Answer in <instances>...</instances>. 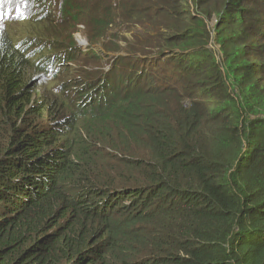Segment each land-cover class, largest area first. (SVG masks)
Wrapping results in <instances>:
<instances>
[{
  "label": "trees",
  "instance_id": "16d2710c",
  "mask_svg": "<svg viewBox=\"0 0 264 264\" xmlns=\"http://www.w3.org/2000/svg\"><path fill=\"white\" fill-rule=\"evenodd\" d=\"M0 264H264V0H0Z\"/></svg>",
  "mask_w": 264,
  "mask_h": 264
},
{
  "label": "rangeland",
  "instance_id": "374dc122",
  "mask_svg": "<svg viewBox=\"0 0 264 264\" xmlns=\"http://www.w3.org/2000/svg\"><path fill=\"white\" fill-rule=\"evenodd\" d=\"M214 19L215 16L212 15L210 19L206 20L207 22V28L209 30V34H210V38L208 41V47L213 51L214 55L216 56V59L218 60V62H222V57L220 55V48L219 45L215 42V32H214ZM77 28L79 29V31L74 33V37L75 40L77 42V44L80 45V48L82 49V51L86 50V47L88 46V40L87 37L84 36L83 31L86 30V26L84 23H82L81 25H77ZM122 35L129 37L130 36V32L127 33H122ZM116 43L120 46H124V41L122 39H118L116 40ZM100 49L102 51L101 53V57H102V67L104 68V66L107 64V62H111L114 61L118 56L125 54L124 51L116 49L114 51L112 50H105L103 48V45L100 44ZM82 66H84V63L82 64ZM110 67V65L106 66L105 69L107 70Z\"/></svg>",
  "mask_w": 264,
  "mask_h": 264
},
{
  "label": "clouds",
  "instance_id": "9594fccd",
  "mask_svg": "<svg viewBox=\"0 0 264 264\" xmlns=\"http://www.w3.org/2000/svg\"><path fill=\"white\" fill-rule=\"evenodd\" d=\"M214 22L216 23V19H214ZM79 45V44H78ZM80 46V45H79Z\"/></svg>",
  "mask_w": 264,
  "mask_h": 264
}]
</instances>
